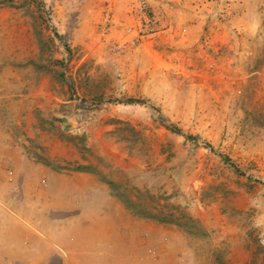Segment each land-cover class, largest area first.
Masks as SVG:
<instances>
[{
  "label": "rangeland",
  "instance_id": "374dc122",
  "mask_svg": "<svg viewBox=\"0 0 264 264\" xmlns=\"http://www.w3.org/2000/svg\"><path fill=\"white\" fill-rule=\"evenodd\" d=\"M24 171L103 183L85 233L145 264H264V0H0V187Z\"/></svg>",
  "mask_w": 264,
  "mask_h": 264
},
{
  "label": "crops",
  "instance_id": "0c3cea01",
  "mask_svg": "<svg viewBox=\"0 0 264 264\" xmlns=\"http://www.w3.org/2000/svg\"><path fill=\"white\" fill-rule=\"evenodd\" d=\"M19 174L20 187L5 186V180L0 187V264H145V253L128 245L124 226L117 237L105 240L85 233L93 219L80 211L96 207L82 193L93 188V182L107 192L103 183L80 175L90 184L55 186L51 178L79 177L50 171L36 177L28 171ZM110 199L106 209L115 206Z\"/></svg>",
  "mask_w": 264,
  "mask_h": 264
},
{
  "label": "built area",
  "instance_id": "2783aa9c",
  "mask_svg": "<svg viewBox=\"0 0 264 264\" xmlns=\"http://www.w3.org/2000/svg\"><path fill=\"white\" fill-rule=\"evenodd\" d=\"M108 2H110V1H108ZM109 11H110V7H109V5H108V7H107L106 10H105L106 14H108Z\"/></svg>",
  "mask_w": 264,
  "mask_h": 264
},
{
  "label": "trees",
  "instance_id": "16d2710c",
  "mask_svg": "<svg viewBox=\"0 0 264 264\" xmlns=\"http://www.w3.org/2000/svg\"><path fill=\"white\" fill-rule=\"evenodd\" d=\"M176 130H179V129H176Z\"/></svg>",
  "mask_w": 264,
  "mask_h": 264
}]
</instances>
